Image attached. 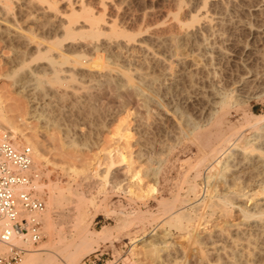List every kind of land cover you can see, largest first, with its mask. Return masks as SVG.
Here are the masks:
<instances>
[{"label": "rangeland", "instance_id": "1", "mask_svg": "<svg viewBox=\"0 0 264 264\" xmlns=\"http://www.w3.org/2000/svg\"><path fill=\"white\" fill-rule=\"evenodd\" d=\"M10 1L11 2L9 3L8 9L6 8V10H4L0 7V15H2V13L5 11L7 15L6 19H2L0 17V104L6 109V119L4 118L3 120L6 124V128L4 129L8 131V135L10 136V138L14 139L21 146L29 147L32 151H34L35 155L36 153L39 154V159L34 156V163L42 174L41 179L38 182L43 184V187H41V192L43 193L42 195L45 200V211L49 212L50 229H48L46 233V228L44 225L45 222L43 220L44 227H42V238L36 245L31 247V249L33 250L34 248H36V250H32L31 252H37L36 256L42 259V262H44L42 264H159V261L163 258L166 259L167 262L172 259L168 264H172L174 261L176 262L173 264H181L180 261L185 262V258L182 257L184 259H181V256L183 255L182 250L180 252L181 248L179 247V244L183 241L182 244L184 245L186 242L185 238L189 239V241L187 239V243H190L189 246L190 249H192L185 264H210L213 260L215 264L217 261V258H215L217 257V252L223 255V251L220 252L223 247H225V250L227 249V252L224 251V253L226 252L227 254H230L232 250L241 247L243 248L241 249V251H245L244 255L246 254V251L252 250V252H247L248 256H245L249 259V263L252 264L257 260V263L254 264H264V239L257 234L255 235V233H253L249 229L252 220L250 218L248 220V218H245L244 216L243 217L245 219H242L243 214H241L242 212L238 207L235 208L236 204L231 203L227 205L228 203H224L226 202L225 199L228 196V192L225 189L226 186L220 181L215 182L217 184L214 185V189L217 190L213 191V189V192H210V195L208 192H206V190L208 189L206 186L207 184L206 181H204L205 178L202 177L204 175L203 173L205 172L202 173V176L199 175L197 177H193V172L196 167H199L200 170L203 169L202 166H200L201 150L199 151V149H207L212 144V142L214 141L213 135H216L213 132L217 133V131H223L225 134H230L231 130H236L237 133H240L242 141H246V139L251 140L259 118H261L259 116L264 117V0H234L231 2L232 5L231 3L230 5L225 3L229 7L226 6L228 10H224L223 12H220L221 10L219 9V7L221 8V5L218 1L215 2L214 0H210V4H206V9L212 13L216 11L215 13H217L219 16L217 23H219L215 24L214 27L216 28L212 29L211 31L214 34L210 33V35H208V44L211 41L210 44L199 49L196 48L197 44H195L196 42L193 40H191L189 43L187 40H185L186 42L180 41L181 43L179 42V44L181 45V48L177 47V45H179L178 43L173 42L177 40V35L180 34V32H178V22L177 20H174L175 17L172 14H176L178 12V8L181 7L182 10H179V15L177 14L178 19H182V22L183 20H185V22L186 20H191L190 17L194 15L202 6L201 0H184V3H182L181 0H83V2H88L85 3L90 6H88L89 9H92L94 13L103 12L105 21L111 18V21L109 20V22H112L113 19H115L114 17H116V21H118L119 27L123 29L125 28V30L128 32L131 31L132 33H137L136 29L138 30L141 24H147L149 26H151L153 23H155L153 24L154 26L158 24L156 25V28L154 26L149 28V26L146 25L148 30L150 29L149 31L145 30L147 28L144 25V27L141 26L139 30L140 34L143 36L139 38H143L145 40V38L148 37L149 40L146 38L145 41L147 42V44L149 41L150 44L148 45L151 46L153 43L151 41L152 37L156 36L155 32H157V34L159 35L162 33L160 35V38L162 37V40H164V38L165 40L168 39L166 40L167 43L164 42L168 45H165L164 47L163 44L162 48H158V46L156 45L157 50L155 49V51L157 53L160 52L164 55V57L167 58L171 53L173 59L174 55L176 54L175 53L173 55L175 49H177V51L175 52L179 53V55L178 53L175 55V58L178 59V65L175 64L176 62H174V65H177L178 67H175L178 75L176 76L177 79L175 78L176 80L174 79L172 82H170L171 84H166V87H161L160 90L162 91L160 92L158 91L159 88L156 89V91H158L159 93L156 91H154L156 93L153 92L154 94H156L155 97L157 99H162L164 97L162 101H165V103H163L167 108H170L171 105L173 107H171L170 109L180 108V110H183L184 108V113L188 115L191 114V117L193 116L194 119L200 120V110H203L201 108H203V106L205 108L211 101V95L213 94V92H224L225 90V93H230L233 88L235 89V97L236 95L238 98L240 97L239 100L236 97L238 101L234 99L233 101L237 102H233V97H229L228 95L230 94H228L226 101L222 105L217 106L219 108H217V114H219L218 119L216 118V120L215 118H212L211 120H209L210 123L208 125H211L207 126L210 128H206L205 126L200 131L195 132V134L193 133L190 137H184L182 135L183 138L180 137L178 138V140H174L175 138L173 137V135H170V130H172V122L168 121L169 123L167 124V121L161 120L158 117H154L155 114L153 115V113H151L152 115H148L152 120L147 116L150 123L152 124H150L151 127L146 126L148 130H145L147 129L146 127L141 128L140 126H137L135 118L142 117V115L146 117L147 114L144 115L143 109L140 110V108L136 107L133 101H128V103L130 104H128L127 106L126 102L128 98L126 99V96L125 98L124 96H120L121 98L117 95L112 96L110 95L112 93L109 91H107V93L104 92L100 95H96L95 97H99V100L96 101V103L94 100H97V98L94 97L92 99L93 102L91 103L97 105L96 107L98 108L97 110H95L96 112L94 110H91L92 107L93 109L95 108V105H91L90 103H88L87 105V103H85L84 101H80L81 103L86 104V110L84 109V107H80L82 104L79 106L80 103H78L76 105H73L75 106L74 109L69 108L71 111L67 110L65 112L67 116L65 114H62V118L60 117L59 120L63 119V121H58V125L60 127L58 125V128L51 125H47L48 127L45 126L46 124L43 123L41 119L42 115H40V110H37L36 112L32 111V106L28 103V100H26L25 97L20 96L16 92V89L11 85V78L6 77V74H10L16 67L15 63L11 61L14 56L15 50L19 48L24 49L27 46H30V48H32L33 44H36L40 41L43 42L44 38V43H46L48 42L47 40L49 38L51 39V36L53 37L55 35V26L52 24L51 26L46 22V14H48V12H50L52 8L50 7V10H47L50 3H52V5L54 4L53 6L56 5V7H58V10L60 9L59 12H64V10L66 12V9H68L67 13H69V6H67L66 8V5H68V1ZM46 3H49L48 7L45 6ZM177 4H179V6ZM218 5L219 7H217ZM43 7H45L47 12H42L41 14V11H44ZM74 7L77 9V6ZM103 7L105 8L103 9ZM37 9L40 10V12H38ZM32 13H35V16H33L35 18L31 20L33 21V23L31 21L30 23H28L26 21V17H28V15L32 16ZM36 15H39V18ZM82 18L83 17L81 16L78 18V20H80L79 22H81ZM40 19L44 21L40 22ZM142 19L144 23L142 22ZM42 22H44V29L42 28ZM159 24H161L162 27H160ZM46 25L48 26L46 27ZM174 25H177V27H175ZM53 27L54 29H52ZM141 28L144 30H142ZM153 28L155 32H153ZM3 29L9 31L10 35L5 34ZM139 30L137 34H139ZM52 31H54V33ZM174 31L178 34L174 33ZM170 32H173L174 34ZM13 34H17L18 37L13 36ZM171 34L173 36L177 34L175 36V39L173 37L174 40L171 39ZM45 35L50 37H46ZM33 38H35L36 40L39 39V41H36ZM30 40H35V43H32V41ZM30 42L32 44H29ZM183 42L187 45L183 44ZM172 43H175L174 46H176L177 48H175ZM211 44L213 45V47ZM151 47L154 50V43ZM178 50H180L181 52ZM178 57H180V59ZM182 59L183 61H180ZM184 64L186 67L183 66ZM142 65L147 66V63L145 64L143 62ZM142 65L136 66H138L140 69L142 68L141 71L143 70V72L148 71L146 72L147 74L152 73L151 75L153 76H157L159 74V67L157 69L156 65H151L153 66L152 68H154L152 69L154 73L155 71L158 72L156 73V75L151 69H149V67L144 68ZM190 73L192 74L190 75ZM188 77L193 79H189ZM77 78L80 77L77 76ZM83 78H85L86 82L87 77ZM189 80L192 81L189 82ZM236 82L238 83L236 84ZM211 86L214 89H212ZM167 87L170 91L167 90ZM207 87L209 89H207ZM210 89H212V91ZM162 92L163 94L161 95ZM166 93L168 95H166ZM160 95L164 96L161 97ZM108 96L110 98H108ZM111 96L113 97V99ZM118 97L124 102L123 104L125 105L119 104ZM122 97L126 99V101ZM122 101L120 103H122ZM206 103L207 105H205ZM167 105H169L170 107ZM76 106H78L77 109L81 110L83 108L82 110L84 111H76ZM134 107L138 108L143 114H140L139 110L135 111ZM88 109H90L91 111L88 112ZM134 112H137L138 114H140V116L137 113L134 114ZM217 114L215 115V117H217ZM132 116H134V120ZM257 117L258 120H256ZM155 120L157 122H160L156 123ZM213 121L218 124L216 125V123H214ZM60 124L62 125V127ZM121 126H124V130L121 128ZM138 127H140L139 130H141V134L139 133ZM165 127H170V129H166ZM59 128L61 129V131H59ZM62 129L68 130V133L71 134V136L68 135V137L65 138L64 135H62ZM2 132L3 130L0 131V135ZM142 132L144 135H142ZM197 133L200 136H198ZM139 136L142 138V143H144L143 146L142 143L140 146L138 144L141 142V140L140 142L136 141L137 138H140ZM146 136L148 139L146 138ZM143 138H145L146 140H143ZM191 138L193 139V141L191 140ZM194 138H196L197 140ZM26 139L30 140V143L32 142V145L29 144ZM205 139H208L209 142ZM200 140H205V144H202L204 142ZM158 143H160L162 146H160V144ZM162 143H164V145ZM195 143L198 144L195 145ZM33 144L35 145V148H33ZM147 145L150 146L147 147ZM199 145L200 148L197 147ZM201 145H203L204 148H202ZM163 146H166V149L163 148ZM161 147L165 150L160 151ZM117 149H120L121 153L124 156V161H122L124 162V164L119 161L121 163L120 165L117 161L118 156L115 151ZM138 149L143 153V156L150 157L148 160L149 162L147 161V163H141L142 160L137 159V157L135 156V152L139 151ZM155 151H157L159 156ZM162 152H164L165 154ZM144 153L146 155H144ZM150 153L155 154L151 155ZM148 154H150L151 156ZM152 156L153 158H156L153 159ZM160 156L161 158L159 159ZM222 156L223 155H221V157ZM109 159L114 160L115 165L113 166H115V169L113 167H110L111 169L109 168L108 171H106L107 169H104V166H106L105 162H107ZM145 160H143L142 162H144ZM102 162L104 165L102 164ZM148 163H151L154 166H156V164L160 165H158L160 169H158V173L155 175L154 181L150 178L148 179V176L142 174L144 172L142 170V165L148 166ZM145 166H143V168H146ZM126 167L130 168L129 170H126L127 172L125 171L126 175L120 173L127 169ZM105 172H107L106 175ZM101 175L102 178L100 179ZM241 176L243 177L240 180ZM263 176L264 174L261 175V177L259 176L261 180H258V185L257 180H255L257 177H253V179L248 173H245V177L244 174H242L238 178L237 182V179L235 180V182L238 184V186H235V188L243 187L242 190L244 189V192L248 191V189L252 191L253 189L254 191L258 190V192H260L263 190L260 186L264 187V184L261 185V183H264ZM200 177L202 178V180ZM250 177L252 178V180ZM86 179L87 181H85ZM93 179L97 181H94L95 184L93 183ZM113 179L116 185L113 184ZM248 179L249 181H247ZM115 181H119V183L117 182V184ZM188 181L189 183L197 185L196 187L200 190V192L198 193H200L202 198L206 199L209 194L211 199L208 196V201H206L207 199L205 200L206 204L203 203V205L201 204L199 205V207H193L192 203L189 204V202L192 201L191 199L193 198V193L190 191L192 193L191 194L189 193V191H187ZM90 183L92 185H90ZM236 183L235 185H237ZM47 186H59V188L62 189V194H59L60 196L58 197V202L55 205L56 207L51 203L47 204V202L49 201L48 196L50 193ZM259 187L260 190L258 189ZM231 188H234V185ZM224 194H226L227 196ZM221 196L222 199L225 198L224 202L221 199ZM221 201L226 207L221 204ZM244 204L246 205V203ZM244 204L242 203V205ZM220 205L222 210H225L224 212H221V209L218 211ZM223 207L225 209H223ZM170 210H177V212L180 210L182 213L185 212L184 218L189 217V215L190 219L193 217V219H191L192 223L187 219H181V221L184 224H186V222L193 224L194 222L197 230L195 229L193 231L187 232L186 230L175 228L173 220L170 218V220L166 218V214ZM180 211L179 214H182L180 213ZM46 212L43 213V216L46 214ZM76 214H78L79 216L77 222L73 219L74 215ZM74 223L78 227L75 226ZM160 223H163V225ZM170 224L172 225L170 226ZM233 224L235 226H233ZM245 224L247 227H249L247 228ZM79 225L80 228L82 226L86 230H88L87 232L92 234L93 237H96L95 235H97V233H101V231L106 230L107 233L109 232L108 238L104 241L92 242L88 247L79 246L77 250H75L74 245L71 243V240L76 238V234L78 232H76V230L79 228ZM238 225L241 226V228ZM219 231L221 232L222 237L220 236V234H218ZM235 231H238L237 233L239 234V236ZM248 232L250 237L248 236ZM186 233H188L189 235H187ZM190 233L194 236H190ZM205 233L218 234V236L221 238L220 243L222 244L218 243L220 239H217V235L214 236L216 239H214V237L212 238L215 241L217 240V243L219 245L215 244L216 242L214 243V240L212 241V239H205L204 241V239H202V236H205ZM196 234L198 236V239L200 240L195 237ZM159 236L162 239L165 238L166 240H170V245L162 250V252L159 251L157 254L154 253V248L150 247L153 242L155 243L160 239ZM234 237L235 239L237 238V240L240 238V242L238 243L239 240H235ZM257 238L259 241L257 240ZM242 239L245 241H243ZM260 240H263V242ZM197 241L201 244H199ZM224 241H226L227 243ZM212 242L213 246H211L212 244L210 245V243ZM176 244L178 245L176 246ZM195 244H199V248L202 253L204 252V250H201V248L206 250V256L204 253L201 257L206 260V257L209 256V260L204 261L202 259L198 261L197 258H190L196 257L195 255H193L194 248L196 247V249H199L198 245ZM240 244L241 246L238 247V245ZM214 245H216V247H219L215 248L214 250V248H211L214 247ZM38 247H40L39 250L37 249ZM44 247L46 250L43 251L41 248ZM72 247L74 249H72ZM208 250H210L211 252H209L210 255H207ZM70 251H73L74 253L72 252V254H70ZM261 251L262 254L259 253ZM255 252H257L258 254ZM251 253L252 255H250ZM23 255L24 253L11 264H19L22 261V258L25 256ZM251 256H254L256 260H252L255 258H251ZM159 258L161 259L159 260ZM196 259L198 262L194 263V260L196 261ZM250 260L252 262H250ZM183 262L182 264H184ZM38 263L39 261L35 262L34 264ZM218 263L222 264L217 261L216 264ZM242 264H244V262H242Z\"/></svg>", "mask_w": 264, "mask_h": 264}, {"label": "bare ground", "instance_id": "2", "mask_svg": "<svg viewBox=\"0 0 264 264\" xmlns=\"http://www.w3.org/2000/svg\"><path fill=\"white\" fill-rule=\"evenodd\" d=\"M66 1H68L67 2L68 5H66V8H67V6H69V13H67L68 9H66V8H65L67 10L66 12H65V10H64V12H59L60 9L58 10V7H56V5L53 6L54 4L52 5V3H50V5H49V3H46L45 6L48 7V5H49L47 10L49 11L50 7H52L51 11H54V12L50 11V12H48V14H46V22H47V24H50V25L52 24V25L55 26V29H54V27L52 28V29H54L56 31V33H54V31H52L55 35L53 37L51 36V39L49 38L47 40L48 42H46V43H44L45 42L44 41L45 38H44L43 42L40 41V42H37L36 44H33L32 48H30V46L26 47V45H25L26 48H24V49H22V48L20 49L19 48V49L15 50L14 56L11 59V61L15 63L16 67L14 68V70L10 74H6V77H10L11 78V85L16 89V92L20 96H23V97L26 98V100H28V103L32 106V111L36 112L37 110H40V113H41L40 115H42L41 119H42L43 123L46 124L45 126L51 125L53 127L56 126L58 128V126H59L58 123L61 120L63 121V119L59 120L60 117L62 116V114H65V112L67 110H70L69 108H71V109L73 108L74 109L75 106H73V105H76V104L80 103L79 106L82 104L80 107H84V109H85L86 104L81 103L80 101H84L85 103H87V105H88V103H90L91 105H95L94 103L93 104L91 103V102H93L92 99L98 94L100 95L101 93H104V92L107 93V91H109V92L112 93V94H110L112 96L113 95H117L119 97L120 96H124V98L126 96V99L128 98L127 102H126L127 106H128V104H130V103H128V101H130V102L133 101L134 104L136 105V107L140 108V110L143 109L144 115L145 114H147V115H146V117L142 115V117H144V118H142V117H139L140 119L138 117L135 118L136 122H137V126H140L141 128L142 127L144 128L146 126L147 127L148 126L151 127L150 126L151 123L149 121L150 117L148 115L153 113V115L155 114L154 117H158L161 120L167 121V124L169 122H172V126H171L172 130H170L171 131L170 135L171 134L173 135V137L175 138L174 140H178V138H180V137L183 138L182 135L184 137L185 136L186 137H190L193 133L195 134V132L200 131L205 126H206V128H210V127H208V126L211 125V124L208 125L210 123L209 120H211L212 118H215V119L217 118L218 119V115L219 114H217V112H218L219 108L217 106L222 105L226 101V98L228 96L229 97H233L232 101L234 99L237 100L238 97H237V95H236L237 98L235 97V92L236 91H235L234 88L232 89L231 92L229 91L230 93H225V90H224V92H217V91L214 90L215 92H213V94H212L213 96L210 94L211 97H212L211 101L210 102L207 101V102H209L208 105L206 103L205 105H207V106L205 108L203 106V108H201L203 110H200L201 111V113H200V118L201 119L199 118L200 120L194 119L193 116L191 117V114H189L190 115L189 116L188 114L184 113L185 110H184L183 107H182L183 110H180V108H177V109L176 108H172V109H170L171 107H173L172 105H171V107L169 105H167V106L170 107V108H167L165 106V104H164L165 101H162L164 99V97H163L164 95L161 96L163 94V92L160 95L161 97H163L162 99L161 98L157 99L155 97L156 94H154V93H156L158 91L159 92L162 91V90H160L161 87H166L167 86L166 84L172 82L176 78V76H178L177 75V70L175 69V67L178 68L177 67L178 59L175 58V55L178 53V52H175V51H177V49H175V51L173 52V55L176 53L174 55V59L172 58L173 56H171L172 55L171 53H170V56L167 58V57H164V55L161 54L160 52H159L160 53L159 54V53H157L155 51V49L157 50L156 45L158 46V48L159 47L162 48L163 44H164V47H165V45H168V44H165V43H167L166 40H168V39L165 40V38H164V40H162L161 39L162 37L160 38V35L162 33L160 35L157 34V32H155L154 28H153V32L156 33L155 37L151 36L152 37L151 41L155 45V48L153 50V48L151 47L153 45V43H152L151 46L148 45V44H150L149 41H148L149 40L148 37H146L148 39L147 40L148 44L145 41L146 38H145V40L143 38H139V37L143 36V35L140 34V30L139 29L144 24L143 25L139 24L140 25L139 28H138L139 34H137L138 33L137 29H136L137 33H132L131 31L128 32V31L125 30V28L123 29V28L119 27L118 21H116V19H117L116 17H114L115 19H113L112 22H109V20L111 18L109 20L105 21L104 17H103L104 16L103 12L102 13L101 12H98V13L95 12L96 13L95 14L92 9L91 10L89 9L90 6L86 4L88 2L85 1L86 2L85 3V2H83V0H73V1L66 0ZM183 1L184 0H181L182 3H184ZM201 1H202V6L200 5L201 7L198 10L196 9L197 12L194 15H192V16L190 15L191 16L190 17L191 20H188V21L186 20V22H185V20H183V22H182L181 21L182 19L181 20H179L180 18L178 19V15H179L178 12H179V10H182L181 7L178 8V12L176 14L175 13L172 14L176 18V19L174 18V20H177V22H178L177 25H178L179 30H180V31L178 30V32H180V34H178L177 32L174 31V33L178 34V35L176 34L177 35V40L176 41H178V42H176V41H173V42L179 44L180 41L186 42L185 40H187L188 43H189L191 40H193V41L196 42L195 44H197V46L196 45L195 46L198 49L202 48V47H205V46L210 44V42H211L210 40H209L210 42L208 44V38H209L208 35H210V33H213V32H211L212 29L216 28V27H214V25L219 23V22L217 23L219 16H218L217 13H215L216 11H214L212 13L209 10L206 9V6H207L206 4L207 3L210 4L209 3L210 0H201ZM214 1L215 2L218 1L220 3L221 8L219 7V5L217 7H219V9L221 10L220 12H223L224 10H228L226 8V6L230 5V3L232 1H234V0H214ZM10 2H11L10 0H0V7L3 8L4 10H6V8L8 9V6H9ZM186 3H188V2H186ZM225 3L228 4V5H226ZM177 5L179 6V4H177ZM231 5H232V3H231ZM74 6H77V9ZM43 8H44V11H41V14H42V12H45V13L47 12L45 7H43ZM53 8H55V9H53ZM56 8H57V10H56ZM104 8L105 7H103V9ZM38 12H40V10H38ZM34 14L32 16L28 15V17H26V21L28 23H30V21L35 18V17H33V16H35ZM6 16H7L6 15V11L3 12L2 15H0V17L2 19H6ZM80 16L83 17L81 22H79L80 20H78V18ZM29 17H33V18H29ZM40 18H41V16H40ZM41 21H44V20L40 19V22ZM31 22L33 23V21H31ZM142 22H143V19H142ZM37 23H38V21H37ZM42 23H43V25L42 24H40V25H42V28H43L44 27V22H42ZM116 23H117V25H116ZM153 24H155V23H153ZM153 24L151 26L145 24L144 26L146 28H147V26H149V28H150V27L154 26ZM156 25H158V24H156ZM156 25L154 26L155 28H156ZM159 25H160V27H162L161 24H159ZM177 25L176 26L174 25V26L177 27ZM47 26L48 25H46V27ZM38 27H39V25H38ZM142 30H144V29H142ZM145 30H148V28L145 29ZM3 31L5 32V34L10 35V32L7 31L6 29H3ZM164 31H163V33H164ZM155 33H154V35H155ZM170 33L174 34L173 32H170ZM45 34H46V32H45ZM172 34H171V36H172L171 39H173V37L175 39L176 35L173 36ZM146 35H148V34H146ZM13 36L18 37L17 34H13ZM46 37H50V36H46ZM169 37H170V35H169ZM33 39H35V38H33ZM35 40H33V41L30 40V41H32V43H35ZM36 41H39V39L36 40ZM184 42H183V44H185ZM32 43L30 42L29 44H32ZM175 43H172L173 46H174ZM185 45H187V44H185ZM180 46H181L180 44L177 45L178 48ZM174 47L177 48L176 46H174ZM174 47H172V48H174ZM212 47H213V45H212ZM178 51H180V50H178ZM161 55H163V56H161ZM178 55H179V53H178ZM198 55H199V53H198ZM165 56H167V55H165ZM178 58L180 59V57H178ZM180 61H183V59L180 60ZM143 62L145 64L147 63V66L142 65ZM174 62H176L175 64H177V65H174ZM180 64H181V62H180ZM136 65H142L144 68L145 67H149V69H151V70L154 69V68H152L153 66H151V65H156L157 69L159 67V71H158L159 74L157 76H153V75H151L152 73H150V74L148 73L150 75L149 76L146 73L148 71L143 72V70L141 71L142 68L140 69ZM150 66H151V68H150ZM183 66H185V64ZM147 70H148V68H147ZM158 72L155 71V73H154V71H153V73L155 75ZM191 74L192 73H190V75ZM77 76H79L80 78H77ZM83 77H87L86 78L87 79L86 80L87 83L85 82V78H83ZM189 79H193V78H189ZM253 79H251V80H253ZM191 81L189 80V82H191ZM84 83H86V84H84ZM237 83L238 82H236V84ZM158 88H159V90L156 91V89H158ZM211 88H212V86H211ZM207 89H209V88L207 87ZM212 89H214V88H212ZM212 89H210V90L212 91ZM225 89H226V86H225ZM167 90H169V88ZM154 91H156V92H154ZM220 91H222V90H220ZM254 91H256V90H254ZM228 94H230V95H228ZM166 95H168V94L166 93ZM109 96H108V98H110ZM185 97H186V95H185ZM95 98H97V97H95ZM98 98H97V100L96 99L94 100L95 103H96V101L99 100ZM120 98L118 99V102L121 105L124 102ZM239 98H238V100H239ZM112 99H113V97H112ZM126 99H124V100L126 101ZM159 99H161V100H159ZM204 99H205V97H204ZM121 101H122V103H120ZM237 101H233V102H237ZM168 103H169V101H168ZM177 103H178V101H177ZM185 104H186V102H185ZM123 105H125V104H123ZM89 106H88V108H89ZM96 106L97 105L94 106L96 109L95 108L93 109V107H92L91 110L92 111L93 110L94 111L97 110L98 108ZM127 106H126V108H127ZM77 107L78 106H76V108H75L76 111L79 110V109H77ZM132 107H133V105H132ZM136 107H134L135 111L139 110ZM121 108H122V106H121ZM82 109L79 110V111H81V112L84 111ZM86 109H87V107H86ZM5 110L6 109L4 107H2V105L0 104V131L3 130V132L1 134H7L8 133V131L4 129V128H6L5 121H3L4 118L6 117L5 116V114H6ZM91 110L88 109V112H90ZM139 111H138V113H139ZM86 113H87V111H86ZM135 113H137V112H134V114ZM141 113L142 112L140 111V114ZM78 114H80V113H78ZM140 114H138V115L140 116ZM216 114H217V117H215ZM65 115L67 116V114H65ZM138 115H136V116H138ZM132 117H133V120H134V116H132ZM259 117H261V118H259L258 123L256 122L257 125L255 124L256 127H255V131H254V134H253V137H252L251 140L250 139L249 140L246 139V141H244V140L242 141V137H241L240 133H237L236 130H233V131L231 130V133L229 131L230 134H225L223 131L222 132H218L217 131V133L213 132V133L216 134V135H213L214 138L212 137L214 139V141L212 142V144L210 143L211 145L209 147L207 146L208 147L207 149L204 148L203 145H201V147L204 148V149H201L200 145L197 146V147L200 148L199 151L201 150L200 151L201 153L199 152L200 153V158H201L200 166H202L203 169L200 170L199 167H196L194 169V172H193L194 173L193 177H195V176L197 177L199 175L202 176V173L205 172V173H203L204 175L202 177L205 178L204 181H206V184H207L206 186L208 188L207 189L208 191L206 190V192H208L209 194H210V192H213V191L217 190V189H214V185L217 184L215 182H217V181L222 182L226 186V188L225 187L224 188L228 192V196L226 194H224V195L227 196L226 199L225 198L222 199V196H221V199L223 200V202H224V199H225L226 202H224V203H228L227 205H229L231 203L236 204V207L235 206L234 207L235 208H237V207L239 208V210L242 212V213L241 212L240 213L243 214L242 217L244 216L245 218H248V220H249V218L252 220L249 229L253 233H255V235L257 234L261 238L264 239V187L260 186L263 189V190L261 189L262 191H260V192H258V190L254 191L253 188H252L253 191L248 189V191H245V192L243 191L244 189L242 190L243 187L242 188L241 187L240 188H235V186H238V184L236 182L238 181V178L242 174H244V177H245V173H248L252 178L253 177H257L255 179V180H257V183L259 182L258 180H261V178H260L261 175L264 174V151H263L264 150L263 149V147H264V117H262V116H259ZM256 120H258V117H257ZM159 122L156 121V123H159ZM153 123H154V120H153ZM214 123H216V122H214ZM217 124L218 123H216V125ZM124 126H126V125H124ZM124 126L123 127L121 126V128L123 130H124ZM164 126H166V125H164ZM61 127H62V125H61ZM140 127H138V130H139ZM67 129H68V127H67ZM166 129H170V127L166 128ZM145 130H148V128L145 129ZM59 131H61V129ZM140 131L141 130H139V133H140ZM68 132H69L68 130L64 129L62 135H64L65 138H67L68 135L71 136V134H69ZM203 132H205V131H203ZM208 132H209V130H208ZM142 135H144L143 132H142ZM167 135H169V134H167ZM197 135H198V133H197ZM198 136H200V135H198ZM146 138H147V136H146ZM141 139L142 138L140 137V138H137V140L136 139L135 140L140 142ZM188 139H190V138H188ZM194 139H196V138H194ZM208 139H209V137H208ZM208 139L207 140L205 139V140L208 141ZM26 140H27V142H29V144L32 145V142L30 143V140H28V139H26ZM143 140H146V139L143 138ZM191 140L193 141L192 138H191ZM205 140H200V141H203L204 143H202V144H205ZM136 141H134V142H136ZM168 141H170V140H168ZM195 142H197V141H195ZM141 143H142V140H141L140 143H138L139 146L141 145ZM147 143H149V142H147ZM167 143H169V142H167ZM158 144H160V143H158ZM162 144L164 145V143H162ZM197 144L198 143H195V145H197ZM143 145H144V143H142V146ZM34 146L35 145L33 144V148H35ZM148 146H150V145H147V147ZM160 146H162V145L160 144ZM120 148H122V147H120ZM163 148L166 149V146L165 147L163 146ZM165 149H162V147H161L160 151H163ZM261 149H263V150H261ZM115 151H116V154L118 156V158H117L118 163L120 165H121V163L124 164V162H122V161H124V156L121 153L120 149H117ZM32 152H33V160H34L35 157L37 159H39V154L36 153V155H35L34 151H32ZM155 152L157 153V151H155ZM135 153H136V155H135ZM135 153H134V155L137 157V159H140L142 161L146 159L144 162L141 161V163H147V161L150 158L149 156H147V157L143 156V153L140 152V150L136 151ZM162 153H164V152H162ZM150 154H148V155H150ZM152 154H155V153H152ZM144 155H146V154L144 153ZM157 155H158V153H157ZM221 155H223V156L221 157ZM152 158H153V156H152ZM155 158L156 157H154L153 159H155ZM160 158H161V156L159 157V159ZM113 159L112 160L109 159L107 162L104 161L105 164H106V166H104L105 167L104 169H107L106 171H108V169L110 167L111 168L115 167V166H113V165H115ZM119 161H121V163ZM158 162H156V163H158ZM102 164H103V162H102ZM148 164H146L148 166L142 165V170L144 171L142 174L145 175V176H148V179L150 178V179H152L154 181L155 180V175L158 173V169H160V167H159L160 165L156 164V166H154L151 163H148ZM143 166H145L146 168H143ZM129 169L130 168H127L124 171L122 169L123 172H120V173H123V174L126 175V172H127L126 170H129ZM106 173L107 172H105V175H106ZM103 177H105V176H103ZM242 177L243 176L240 177V180H241ZM101 178H102V175H101L100 179ZM252 178H251V180H252ZM87 179L85 181H87ZM263 179H264V176H263ZM201 180H202V178H201ZM235 180H236V182H235ZM94 181H96V180L93 179V183H94ZM120 181H121V179H120ZM247 181H249V179ZM112 182H113L114 185H116L114 183V179L112 180ZM117 182L119 183V181H117ZM263 182H264V180H263ZM235 183L237 185H235ZM263 184L264 183H261V185H263ZM90 185H92V184L90 183ZM233 185H234V188H231V187H233ZM258 185H259V183H258ZM196 186H197L196 184L189 183V181H188V190L187 191H189V193H191V192L193 193V198L191 199L192 201H190L189 204L192 203L193 207H197V206L199 207V205H201V204L203 205V203L206 204L205 200L207 199L206 201H208V196H209V194L207 193L208 196L206 197V199L202 198L200 193H198V192H200V190ZM36 187L39 190V192L41 194H43L41 192V190H42L41 187H43V184L37 182L36 183ZM260 187L258 188L259 190H260ZM47 188L49 189L50 193H49V196H48V200L49 201L47 200L49 203L47 201L46 202H47V204L51 203V204H53L55 206L57 204V202H58V197L60 196L59 194L62 192V189L59 188V186H47ZM212 195H214V194H212ZM209 198H210V196H209ZM187 201H189V200H187ZM209 201H211V200H209ZM223 202L221 204H223ZM242 203L243 204L246 203V205L245 204L242 205ZM234 204H232V205H234ZM216 205H218V204H216ZM220 209L222 210L221 205L218 208V211ZM223 209H225V208L223 207ZM250 210H252V211H250ZM179 211L177 212V210L176 211L175 210H170L169 212H167L166 218H168V219L170 218V219L173 220V222H174L173 224H174L175 228L186 230L187 232L188 231H193L195 229L197 230V227L194 225V222H193V224H191L192 223L191 219H193V217L190 219L189 218L190 215H189V217L184 218V213L185 212L182 213L180 211V213L183 214L182 215V214H179ZM224 211L225 210H222L221 212H224ZM45 212L46 211H44V213ZM222 215H223V213H222ZM78 217H79L78 214H76V215H74L73 219L77 222L78 219H79ZM185 217H186V215H185ZM244 217L242 219H245ZM181 219H187L188 221L190 220L191 223H189L190 222L189 221V222H186V224H184L181 221ZM43 220L45 222V224H44L45 228H46L45 231L47 233L48 229H50L49 212H46V214L44 216L42 215V221ZM161 220H164V219H161ZM160 224L163 225V223H160ZM230 224H232V223H230ZM44 225H43V227H44ZM74 225H75V223H74ZM171 225L172 224H170V226ZM225 225H226V223H225ZM75 226H77V225H75ZM233 226H235V225L233 224ZM245 226H246V224H245ZM239 227L241 228V226H239ZM229 228H231V227H229ZM87 231L88 230H86L82 226L80 228V225H79V228L76 230V232H77L76 238L71 240L72 241L71 243L74 245L75 250H77V248L79 246L88 247V246L91 245L92 242L104 241L105 239L108 238V233L109 232L107 233L106 230L101 231V233L99 232L100 234L97 233V235H95L96 237H93L92 234H90ZM186 234L189 235L188 233H186ZM218 234H220V236H221V232L220 231H219ZM218 234H214V233L213 234L212 233L211 234L210 233L207 234V233H205V236L201 235L203 238L202 237H199V238L204 239V241H205V239H210V240L212 239V241H213L214 239H216L214 236L217 235V239L218 240L220 239V241H218V243L222 244V243H220L221 242V238L218 236ZM164 235H165V233H164ZM192 235L190 233V236H192ZM237 235L239 236L238 233H237ZM238 236H235V237H238ZM248 236H249V232H248ZM195 237H197V239H198L197 234L195 235ZM212 237H214V239ZM235 237H234V239H235ZM160 239L157 240V242H155V243L151 242L152 243L151 247L149 246L150 248L153 247L154 250H155L154 253H157V254H158L159 251L162 252V250H164L166 247H168L170 245V240H166L165 238L162 239L161 237H160ZM187 239L185 238V240H186L185 244L186 245L182 244L183 241H182V243L179 244V247L181 248L180 252L182 250V255H183V256H181V259L185 258V262L180 261L181 264H182V262L184 264L187 262L188 256H189V254L191 253V250H192V249H190V246H189L190 243L189 244L187 243ZM198 240H200V239H198ZM235 240H237V238ZM238 240L237 241L239 243L240 242V238ZM257 240H258V238H257ZM188 241H189V239H188ZM243 241H245V240H243ZM260 241L263 242V240H260ZM172 242H174V241H172ZM224 242H226V241H224ZM246 242H248V241H246ZM214 243L219 245L217 243V240L216 241L214 240ZM199 244H201V243H199ZM199 244H195V245H198V248H199ZM260 244H262V243H260ZM263 244H264V242H263ZM177 245L178 244H176V246ZM210 245L213 246V242L210 243ZM206 246H208V245H206ZM239 246H241V244L238 245V247ZM171 247H172V245H171ZM217 247H219V246H217ZM217 247H216V245H214V247H211V248H214V250H215V248H217ZM74 248L72 247V249H74ZM220 248H221V246H220ZM220 248H218V249H220ZM224 248L225 247H223L222 248L223 250L221 249V251H220V252L223 251V255L219 254L217 252V255H216L217 257H215V258H217L216 260L219 261L220 263H222V264H242V262H244V264H250L249 263V259L247 257H245V256L246 255L248 256L247 252H252V250L251 251H249V250L246 251V254L244 255L245 251L244 252L241 251V249H243V248L242 247L241 248H237L236 247L237 249H234V250H232L230 252V254L229 253L227 254L226 253L227 249L225 250ZM37 249L39 250L40 247H38ZM41 249L43 251L46 250L45 247L41 248ZM32 250L33 249L30 248L27 252L24 253L25 256L24 255H23L24 257L22 256L23 257L22 261L19 264H34L35 262H38V261H39L38 264L44 263V262H42V259H40V258H38L36 256L37 252H31ZM34 250H36V248H34ZM201 250H204V252L202 253V251H200V248L196 249V247H195L194 250H193L194 251L193 255H195L196 257H190V258H197L198 261H200L202 259L204 260V258H202L201 256H202V254L205 253L206 250L202 249V248H201ZM73 251H70L71 253L70 252L69 253L72 254ZM176 251H179V250H176ZM211 251H212V249H211ZM224 251H226V252L224 253ZM209 252H210V250H208L207 255H210L211 252L210 253ZM212 253H214V252H212ZM255 253H257V252H255ZM259 253L262 254V251L259 252ZM250 255H252V253ZM250 255H249V257H250ZM205 256H206V253H205ZM182 257H184V258H182ZM211 257H212V255H211ZM253 257L251 256V258H253ZM161 258H159V260ZM206 258H205L206 260H209L210 257L207 256ZM257 258H260V257H257ZM197 259H196V261L194 260V263L198 262ZM192 260H190V261H192ZM206 260H204V261H206ZM252 260H256V258L252 259ZM170 261L167 262L166 259L163 258V259H161L159 261V264H168V263H170ZM217 261H216V263H217ZM175 262L176 261H174L173 263H175ZM250 262H252V261L250 260ZM207 263H208V261H207ZM254 263H257V260ZM254 263H252V264H254ZM198 264H200V263H198ZM210 264H214V260Z\"/></svg>", "mask_w": 264, "mask_h": 264}, {"label": "built area", "instance_id": "3", "mask_svg": "<svg viewBox=\"0 0 264 264\" xmlns=\"http://www.w3.org/2000/svg\"><path fill=\"white\" fill-rule=\"evenodd\" d=\"M42 174L33 152L7 134L0 135V264H11L42 238Z\"/></svg>", "mask_w": 264, "mask_h": 264}]
</instances>
